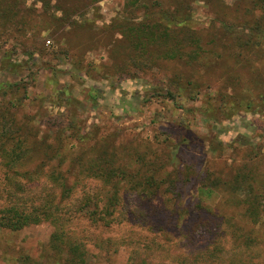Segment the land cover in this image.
Segmentation results:
<instances>
[{"label": "rangeland", "instance_id": "374dc122", "mask_svg": "<svg viewBox=\"0 0 264 264\" xmlns=\"http://www.w3.org/2000/svg\"><path fill=\"white\" fill-rule=\"evenodd\" d=\"M159 20L181 30L185 50L197 38L202 59H167L148 44L146 63L134 62L125 32ZM240 34L254 45L239 46ZM0 88V128L3 120L20 128L33 149L21 166L110 159L190 173L209 166L232 185L239 173L255 177L212 196L192 192L189 182L178 218L158 199L165 210L148 223L95 229L80 222L75 232L91 250L85 264H264V195L257 196L264 194V2L0 0ZM40 148L52 150V160ZM206 205L213 215L200 214ZM205 219L214 222L206 230ZM53 232L48 221L0 228V264H68L52 247ZM216 245L223 250L205 256Z\"/></svg>", "mask_w": 264, "mask_h": 264}, {"label": "trees", "instance_id": "16d2710c", "mask_svg": "<svg viewBox=\"0 0 264 264\" xmlns=\"http://www.w3.org/2000/svg\"><path fill=\"white\" fill-rule=\"evenodd\" d=\"M39 1L47 5L51 2ZM254 1L256 4L264 2ZM4 9L8 14L13 10L10 5ZM165 17L168 22H176V15L169 13ZM185 19L177 21L181 23ZM163 22L159 20L147 25L142 23L140 28H129L128 33L125 32L129 39L134 40V51L130 55L132 60L137 64L146 63L143 55L148 51V44H158L163 50L161 57L200 61L203 49L199 41L196 45L197 38L192 40L195 48L185 50L181 46L183 41L177 42L180 39L176 32L181 30L174 29V24L167 22L165 25ZM242 37V34L236 37L240 41L239 46L254 45L251 38L242 40ZM170 95L175 99L174 94ZM8 124L3 120L0 128V228L18 231L44 221L52 223V247L56 252L67 254L68 264H85L91 252L85 240L75 232L76 226L82 221L95 229H111L134 220H145L148 223V217L165 210V206H158V199L164 203H172L166 209L178 218V200L188 194L189 182L193 183L192 192L199 190L202 196H212L236 192L246 185L243 182L255 178L248 172L239 173L232 185L222 176L216 175L209 166L201 172L190 173L178 167L152 166L153 164L112 166L110 159L104 161L106 166H21L23 159L28 156L27 152H33V149L27 144L26 138L19 139L20 128ZM42 150L40 155L49 157L51 154L52 160V150ZM197 183L198 188H194ZM260 195L264 194H257ZM199 210L203 216L213 215L211 206H201ZM248 210L256 222V206L250 203ZM203 221L201 227L204 230L214 223L208 219ZM108 242L112 240L109 239ZM95 246L111 251L109 244L104 241L96 240ZM207 250L205 256L216 257V252L223 250V246L216 245L212 250Z\"/></svg>", "mask_w": 264, "mask_h": 264}]
</instances>
